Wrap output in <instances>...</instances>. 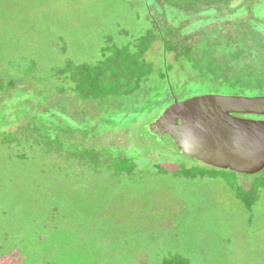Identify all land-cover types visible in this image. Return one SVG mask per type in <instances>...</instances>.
Masks as SVG:
<instances>
[{
    "label": "rangeland",
    "instance_id": "374dc122",
    "mask_svg": "<svg viewBox=\"0 0 264 264\" xmlns=\"http://www.w3.org/2000/svg\"><path fill=\"white\" fill-rule=\"evenodd\" d=\"M6 7L0 9L4 248L18 246L25 264H163L173 255L189 264H264V189L251 208L237 197L254 182L263 185L264 172L213 168L178 152L169 136L156 137L152 123L169 107L163 98L85 101L56 77L67 60H101L108 38L116 45L135 40L150 15L182 43L234 22L264 32V0H8ZM158 55H149L156 65ZM171 81L174 101L248 97ZM117 157L135 164L132 174H115L117 166L128 169L113 165ZM178 167L184 175L173 173ZM193 167L206 176L188 178Z\"/></svg>",
    "mask_w": 264,
    "mask_h": 264
},
{
    "label": "trees",
    "instance_id": "16d2710c",
    "mask_svg": "<svg viewBox=\"0 0 264 264\" xmlns=\"http://www.w3.org/2000/svg\"><path fill=\"white\" fill-rule=\"evenodd\" d=\"M7 4L8 0H0V9ZM147 20L150 26L135 40L116 45L108 38L101 60L80 64L67 60L62 69L56 71V77L63 79L64 84L72 85L85 101L114 99L119 103L134 95L145 97L149 94L154 99L163 98L170 106L176 99L172 77L176 83L186 79L181 89L198 85L248 97L264 96V32L252 27L243 28L241 23L237 25L234 22L219 25L208 33L200 31L197 40L182 43L177 36L165 34L151 15ZM153 51L159 54L157 65L149 58ZM115 159L113 165L125 163L128 166L126 170L117 166L118 169L114 170L116 175L133 173V162ZM194 170V167L186 170L188 178L206 176L193 173ZM173 171L184 175L180 167ZM262 189L264 184L254 182L245 191L239 189L237 197L251 208L259 200ZM0 261L25 264L18 246L14 244L4 248L1 242ZM163 264H189V261L173 255L165 258Z\"/></svg>",
    "mask_w": 264,
    "mask_h": 264
},
{
    "label": "water",
    "instance_id": "95a60500",
    "mask_svg": "<svg viewBox=\"0 0 264 264\" xmlns=\"http://www.w3.org/2000/svg\"><path fill=\"white\" fill-rule=\"evenodd\" d=\"M264 96L205 95L175 100L152 123L153 133L169 136L185 155L213 168L242 175L264 171Z\"/></svg>",
    "mask_w": 264,
    "mask_h": 264
},
{
    "label": "flooded vegetation",
    "instance_id": "af4514ba",
    "mask_svg": "<svg viewBox=\"0 0 264 264\" xmlns=\"http://www.w3.org/2000/svg\"><path fill=\"white\" fill-rule=\"evenodd\" d=\"M236 117H238L239 119H255V120H264V116H255V115H236ZM159 118V117H158ZM157 118V119H158ZM154 135H156V137H164L165 135H158L154 133ZM167 136V135H166ZM174 142V141H173ZM176 149L178 150V152L182 153L177 146H175ZM183 154V153H182ZM185 155V154H184Z\"/></svg>",
    "mask_w": 264,
    "mask_h": 264
}]
</instances>
